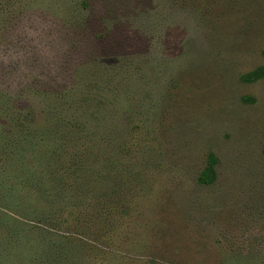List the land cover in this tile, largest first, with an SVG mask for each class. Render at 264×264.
Returning a JSON list of instances; mask_svg holds the SVG:
<instances>
[{"label": "rangeland", "instance_id": "rangeland-1", "mask_svg": "<svg viewBox=\"0 0 264 264\" xmlns=\"http://www.w3.org/2000/svg\"><path fill=\"white\" fill-rule=\"evenodd\" d=\"M71 88L126 177L65 211L28 140ZM0 264H264V0H0Z\"/></svg>", "mask_w": 264, "mask_h": 264}, {"label": "trees", "instance_id": "trees-1", "mask_svg": "<svg viewBox=\"0 0 264 264\" xmlns=\"http://www.w3.org/2000/svg\"><path fill=\"white\" fill-rule=\"evenodd\" d=\"M260 75L262 70L257 69L244 79L253 81ZM47 97L55 102L49 112L63 116L55 117L60 121L38 134L39 137L28 140L33 156L45 173L41 175L42 184L45 181L46 185L49 180L52 194L62 204V210L83 206L87 194H98L100 185L104 188L102 192L117 193L116 184L126 177L123 155L127 138L110 130L111 123L105 124L106 130L100 131L101 134L91 130L98 127L99 113L111 117L113 103L108 97L94 95L85 88H71L63 95ZM216 166L217 158L211 154L199 182L212 184L217 178ZM55 253L52 252L54 257Z\"/></svg>", "mask_w": 264, "mask_h": 264}]
</instances>
